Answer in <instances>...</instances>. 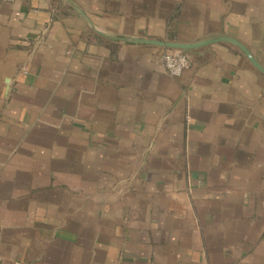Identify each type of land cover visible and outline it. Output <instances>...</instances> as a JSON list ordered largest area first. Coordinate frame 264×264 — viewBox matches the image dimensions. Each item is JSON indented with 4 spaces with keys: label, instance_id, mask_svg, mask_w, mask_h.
<instances>
[{
    "label": "crops",
    "instance_id": "0c3cea01",
    "mask_svg": "<svg viewBox=\"0 0 264 264\" xmlns=\"http://www.w3.org/2000/svg\"><path fill=\"white\" fill-rule=\"evenodd\" d=\"M225 38L264 68V0H0V264H264V73Z\"/></svg>",
    "mask_w": 264,
    "mask_h": 264
},
{
    "label": "built area",
    "instance_id": "2783aa9c",
    "mask_svg": "<svg viewBox=\"0 0 264 264\" xmlns=\"http://www.w3.org/2000/svg\"><path fill=\"white\" fill-rule=\"evenodd\" d=\"M6 1L13 2L15 0H6ZM161 61L167 73L172 77H178L182 75V73L187 69H189L191 66L190 57L182 52H177V53L166 52L162 55Z\"/></svg>",
    "mask_w": 264,
    "mask_h": 264
},
{
    "label": "water",
    "instance_id": "95a60500",
    "mask_svg": "<svg viewBox=\"0 0 264 264\" xmlns=\"http://www.w3.org/2000/svg\"><path fill=\"white\" fill-rule=\"evenodd\" d=\"M225 41H231L235 44H237L246 54V56L249 58V60L251 61V63L260 71H262L264 73V68L257 62V60L255 59V57L253 56V54L250 52V50L244 46L242 43H240L239 41H236L235 39H231V38H225ZM163 45H170L172 47H179L181 49H191L192 45H186V44H175V43H170V44H166V43H162Z\"/></svg>",
    "mask_w": 264,
    "mask_h": 264
}]
</instances>
